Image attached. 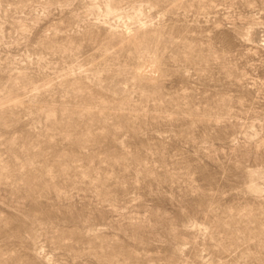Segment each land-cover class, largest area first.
Here are the masks:
<instances>
[{
    "label": "rangeland",
    "instance_id": "374dc122",
    "mask_svg": "<svg viewBox=\"0 0 264 264\" xmlns=\"http://www.w3.org/2000/svg\"><path fill=\"white\" fill-rule=\"evenodd\" d=\"M0 264H264V0H0Z\"/></svg>",
    "mask_w": 264,
    "mask_h": 264
},
{
    "label": "bare ground",
    "instance_id": "6f19581e",
    "mask_svg": "<svg viewBox=\"0 0 264 264\" xmlns=\"http://www.w3.org/2000/svg\"><path fill=\"white\" fill-rule=\"evenodd\" d=\"M107 12H108L109 14H112V13L115 12V9L113 8V6L108 5V7H107ZM143 26H144V25H143ZM144 27H145V26H144Z\"/></svg>",
    "mask_w": 264,
    "mask_h": 264
}]
</instances>
